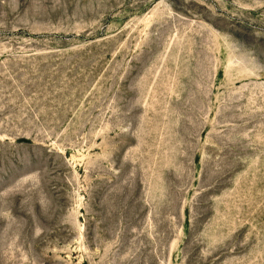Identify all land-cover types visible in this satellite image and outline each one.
<instances>
[{"label": "rangeland", "instance_id": "obj_1", "mask_svg": "<svg viewBox=\"0 0 264 264\" xmlns=\"http://www.w3.org/2000/svg\"><path fill=\"white\" fill-rule=\"evenodd\" d=\"M0 264H264V0H0Z\"/></svg>", "mask_w": 264, "mask_h": 264}]
</instances>
